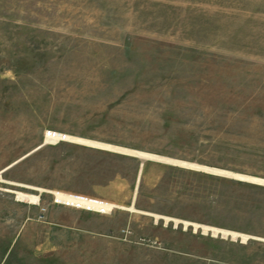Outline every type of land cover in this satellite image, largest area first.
Returning <instances> with one entry per match:
<instances>
[{"label":"rangeland","instance_id":"rangeland-1","mask_svg":"<svg viewBox=\"0 0 264 264\" xmlns=\"http://www.w3.org/2000/svg\"><path fill=\"white\" fill-rule=\"evenodd\" d=\"M250 179L264 0H0V264H264Z\"/></svg>","mask_w":264,"mask_h":264},{"label":"bare ground","instance_id":"bare-ground-1","mask_svg":"<svg viewBox=\"0 0 264 264\" xmlns=\"http://www.w3.org/2000/svg\"><path fill=\"white\" fill-rule=\"evenodd\" d=\"M64 138H68V137H66L64 135H60V134H55V133H52V132H47L45 134V137H44V144L51 143V142H56L57 140L64 139ZM72 138H71V140H72ZM73 140H74V138H73ZM76 140L84 142V143H87V144H95V143H92V142L84 140V139H77L76 138ZM113 148H117V147H113ZM118 149H120V148H118ZM120 150H125V149H120ZM125 151L132 152V154H135L136 156H138L139 158H142V159H145V158L161 159L162 158L160 156H156V155L149 154V153H146V152H141V151H131V150H125ZM162 159H164V158H162ZM181 164H183V163H181ZM185 166L198 167V166H195L193 164H187V163L185 164ZM204 168L206 170L210 171V172H213V173H218V174H223V175H227V176H233V177L242 178L240 175L233 174V173L228 172V171L215 169V168H207V167H204ZM250 181L264 184V179H250ZM15 194H16L17 198H19V199H26V200H29L30 202H34V203H37L39 201V197L35 196L33 194H25V193H22V192H16ZM56 199L59 202H61V203H66V202L75 203L76 202L75 198H74V195H72V194L69 195V194L60 193V192L56 193ZM90 203L92 204V207L95 208L96 210L104 209L106 211H109L113 206L118 207L117 204L109 203V202L101 203V204L99 202H96V203L95 202H90ZM84 205H87V204H84ZM230 235L232 237H236L237 236V234L234 233V232L230 233Z\"/></svg>","mask_w":264,"mask_h":264},{"label":"built area","instance_id":"built-area-1","mask_svg":"<svg viewBox=\"0 0 264 264\" xmlns=\"http://www.w3.org/2000/svg\"><path fill=\"white\" fill-rule=\"evenodd\" d=\"M74 195V198H75V203H69V202H66L64 204L66 205H70V206H73L75 208H82V209H86V210H89V211H96L98 213H105V214H109L111 213V211L115 208V206H113L109 211H106L104 209H98L96 210L95 208L92 207V204L90 202H99L100 204L101 203H107L106 201H103V200H100V199H97V198H93V197H89V196H84V195H81V194H72ZM56 199V197H55ZM57 202H59L57 199H56ZM39 201L36 203L38 204ZM84 204H87V205H84Z\"/></svg>","mask_w":264,"mask_h":264},{"label":"water","instance_id":"water-1","mask_svg":"<svg viewBox=\"0 0 264 264\" xmlns=\"http://www.w3.org/2000/svg\"><path fill=\"white\" fill-rule=\"evenodd\" d=\"M43 144H44V142L42 144H40L37 148H40Z\"/></svg>","mask_w":264,"mask_h":264}]
</instances>
